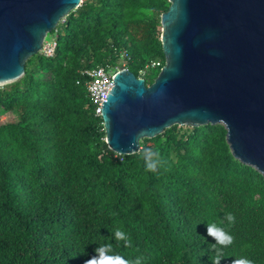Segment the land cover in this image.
Wrapping results in <instances>:
<instances>
[{
	"label": "trees",
	"instance_id": "obj_1",
	"mask_svg": "<svg viewBox=\"0 0 264 264\" xmlns=\"http://www.w3.org/2000/svg\"><path fill=\"white\" fill-rule=\"evenodd\" d=\"M168 6L85 0L51 32L54 54L33 55L23 77L0 86V111L19 113L0 123V264H84L100 245L141 264H212L208 221L233 237L216 245L220 264L240 256L264 264V177L232 156L223 125L175 124L141 139L139 151L116 154L88 100L85 69L124 61L153 82L165 62L159 29ZM117 228L129 244L114 238Z\"/></svg>",
	"mask_w": 264,
	"mask_h": 264
},
{
	"label": "water",
	"instance_id": "obj_2",
	"mask_svg": "<svg viewBox=\"0 0 264 264\" xmlns=\"http://www.w3.org/2000/svg\"><path fill=\"white\" fill-rule=\"evenodd\" d=\"M160 15L164 65L149 85L113 75L101 105L108 148L139 151L172 125L226 130L232 156L264 177V0H168ZM80 0H0V86L19 80Z\"/></svg>",
	"mask_w": 264,
	"mask_h": 264
},
{
	"label": "clouds",
	"instance_id": "obj_3",
	"mask_svg": "<svg viewBox=\"0 0 264 264\" xmlns=\"http://www.w3.org/2000/svg\"><path fill=\"white\" fill-rule=\"evenodd\" d=\"M82 3L83 2L80 1L79 6ZM45 41H46V39L44 40V42L42 44V48H41L39 53L45 57H50L54 54L56 45H54V47L52 49V53L50 55H46V54H44V51H43L44 50L43 48H45L44 47ZM120 53H121V55H125V52L122 53V51H121ZM122 63H123V67L120 69L128 68V67H126V64L124 61H122ZM157 65L158 64H154V65L151 64V66H157ZM92 69H103L105 71H108L109 73H113V75L116 71L120 70V69H115V68H114V70L108 69L104 66H96V67L88 69V70H92ZM85 70H87V69H85ZM83 71H81L80 73H84ZM81 75H85V74H81ZM138 77L143 78L142 75H139ZM88 79H89V76H88V78H86V81H85V88H86L88 100L92 104L94 115L96 117H101V112H100V115H96V113H95L96 105L91 101V99L89 97L90 94H89V91L87 88ZM101 120H102V118H101ZM102 125H103V122H102ZM103 130H104V128H103ZM154 156H155V153L151 149H145L144 150L143 158L145 160L146 169L149 171H155L156 170L158 161L156 159H154ZM234 219L235 218L231 212L225 213L224 220L227 221L229 226L234 221ZM222 223H223L222 221L221 222L208 221L205 223V229H206L207 236L211 237L215 241V243H211L213 246V250H214L212 264H220V261L223 259V248L222 247H216V245L217 244L229 245V244H231V242L233 240L232 235L229 232H227L223 226H221ZM113 236L116 240H122L125 245L129 244V242H130L127 234L124 231L120 230L119 228L115 229V231L113 232ZM107 247L108 246H106V245L98 246L95 249V251H96V253H98V255L90 257L89 259H87L84 262V264H141V257H139V256H137L133 260L129 261V260H125V259L121 258L120 256L107 255L106 254ZM231 264H253V261L251 259H248L247 257L240 256L236 259H233L231 261Z\"/></svg>",
	"mask_w": 264,
	"mask_h": 264
},
{
	"label": "built area",
	"instance_id": "obj_4",
	"mask_svg": "<svg viewBox=\"0 0 264 264\" xmlns=\"http://www.w3.org/2000/svg\"><path fill=\"white\" fill-rule=\"evenodd\" d=\"M84 2L85 0H80ZM44 54L50 55L53 47L43 48ZM158 64V63H156ZM154 65V63H152ZM85 75L89 76L87 88L91 101L96 105L95 113L100 115L101 105L106 101V96L113 86V73H109L103 69L84 70Z\"/></svg>",
	"mask_w": 264,
	"mask_h": 264
},
{
	"label": "rangeland",
	"instance_id": "obj_5",
	"mask_svg": "<svg viewBox=\"0 0 264 264\" xmlns=\"http://www.w3.org/2000/svg\"><path fill=\"white\" fill-rule=\"evenodd\" d=\"M161 32V28L159 29ZM45 48L46 47H54V45H56V39L55 37H53V35H51V33H48L46 36V41H45ZM125 51H122V53ZM123 67V63L120 61L117 66L115 67V69H120ZM4 86V85H3ZM19 119V113L16 110H11V109H1L0 111V123H5V122H15Z\"/></svg>",
	"mask_w": 264,
	"mask_h": 264
}]
</instances>
